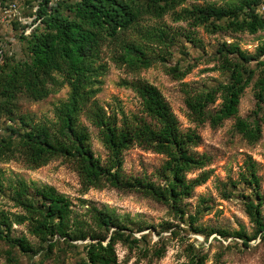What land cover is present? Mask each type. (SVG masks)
I'll list each match as a JSON object with an SVG mask.
<instances>
[{
    "label": "trees",
    "instance_id": "obj_1",
    "mask_svg": "<svg viewBox=\"0 0 264 264\" xmlns=\"http://www.w3.org/2000/svg\"><path fill=\"white\" fill-rule=\"evenodd\" d=\"M5 1L0 0V4L7 5ZM50 1H38L33 25L17 23L21 27L19 39L27 53L25 60L15 61L0 49V119L10 124L0 133V161L17 160L37 169L62 159L73 166L84 190L109 187L138 193L181 218L184 201L211 176L205 170L211 164V157L196 151L201 143L199 135L195 130L181 129L158 89L147 82L136 79L120 83L139 98L140 115L127 116L122 111L107 113L94 100L101 83L99 78L106 71V65L101 63L103 51L109 52L110 61L117 67L137 73L165 63L179 36L199 45L191 32L178 33L164 24L150 25L148 21H161L170 15L175 22H187L191 28L202 27L209 34L253 35L264 29V10L259 12L264 0L188 8L183 7L187 0H61L49 5ZM26 29H30L28 34ZM215 59L225 81L203 91L183 84L185 115L190 123H208L211 128L234 119L233 130L248 144H255L261 139L264 126V43L253 53L234 43H222L216 49ZM188 71L186 68L182 72L178 66L169 68L175 79ZM255 71L257 76L252 83L255 110L249 117L239 118L240 100ZM63 85L68 86V95L55 106L53 120L36 121L29 114L19 112L21 98L42 101ZM81 117L97 130L107 153L104 162L91 151L90 134L80 123ZM134 146L164 157L156 173L157 182L147 177H127L122 172V155ZM3 181L0 170V193L6 189ZM230 185L234 189L242 185L249 190L243 198V207L252 226L251 234L243 229L230 233L196 226L202 208L188 217L191 230L206 240L214 233L224 239L235 237L244 247L256 238L264 240V195L257 163L247 157L236 181ZM7 190L10 201L21 212L0 210V242L27 255L42 252L37 264L50 259L54 264H63L67 255L79 252L82 257L75 264H122L131 255L134 264L141 260L151 263L166 253L164 238L158 237L152 243L148 234L136 237L134 232H142L146 227L133 226L130 220L109 210L92 207L89 220L81 218L73 211L70 200L53 187L27 184L19 179ZM222 193L228 198V192ZM14 225H24L36 242L23 235L13 236ZM171 228L170 224H164L163 229ZM117 245L127 250L123 262L118 260ZM186 251L185 264L207 263L208 255L201 247L188 245ZM219 258L218 254L216 263ZM5 262L20 264L11 250L5 252Z\"/></svg>",
    "mask_w": 264,
    "mask_h": 264
},
{
    "label": "rangeland",
    "instance_id": "obj_2",
    "mask_svg": "<svg viewBox=\"0 0 264 264\" xmlns=\"http://www.w3.org/2000/svg\"><path fill=\"white\" fill-rule=\"evenodd\" d=\"M39 0H6L5 4L15 3L17 8L16 17L8 22L0 20V49L6 55L13 57L15 61L26 59L24 42L19 39L21 27L17 25L18 18L25 20L30 26L35 18V12ZM74 1V0H68ZM237 0H206L195 2L187 0L183 7L191 5L214 4L224 6L229 2ZM262 8L259 9L261 13ZM147 24L165 25L173 31L191 32L199 40V45L189 43L183 36L175 39V45L171 50V56L163 64H157L146 70L131 73L123 67H117L109 59V52L103 51L101 63L106 65L105 73L99 78V91L95 95L96 100L107 113L122 111L125 115L141 114L140 100L130 89L120 85L122 80H141L158 89L164 101L174 113L181 129H192L201 139L200 146L196 149L198 153H206L211 157V164L205 168L211 172L208 181L197 187L191 198L184 201V215L179 218L167 207L159 204L141 194L134 192H123L109 187L102 189L89 188L84 190L80 185L79 178L73 166L57 159L37 169H30L17 160L0 161V170L4 177L3 193H0V210L5 212L19 213L20 209L15 208L10 201L8 186L21 179L27 184L37 186L47 185L53 187L58 193L67 197L73 211L85 220H89L92 207L105 209L115 215L127 218L133 226L146 227L142 232H134L136 237L141 234H148L150 241H157L158 237L166 240V253L160 260L151 263L141 260L137 264H185L186 250L188 245L201 247L208 255L206 264H264V240L256 238L248 243L247 247L242 245L240 239L235 237L221 238L216 233L207 240L205 236L196 234L191 230L188 217L195 215L197 208H202V213L197 217L196 226L206 229H222L228 232L243 229L248 235L252 232V226L244 212V196L249 194L242 185L231 187L235 182L247 157L257 163L258 175L261 179V189L264 195V126L261 139L255 144H248L240 135L233 130L234 119L223 122L220 127L211 128L208 123L195 125L188 121L185 115L183 102L182 85L186 84L195 91L208 90L218 83L225 81V75L219 70L218 61L215 59L216 49L222 44H237L240 49L253 53L258 45L264 43V29L250 35L215 33L209 34L202 27L191 28L187 22L173 21L170 15H166L161 21H148ZM178 66L179 70L188 72L180 79H175L169 73V68ZM254 67V62L250 63ZM245 89L240 100L237 117L247 118L255 110L252 83ZM69 88L63 85L54 93L42 101L33 102L21 98L18 102L20 113L32 116L36 121L53 120V111L59 102L65 100ZM80 123L86 127L90 134V148L94 156L101 162L107 158V153L99 141L97 130L85 117H81ZM10 124L3 118L0 119L1 130L4 132ZM164 157L144 150L139 147H132L122 155V172L127 177H147L157 182L156 173ZM195 174L189 175L193 177ZM222 191L228 192V198L223 197ZM206 202L203 204V202ZM208 206L210 209H205ZM264 216V203L262 206ZM168 223L171 229H163ZM172 232H176L172 235ZM13 236H25L35 243L27 232L24 225L12 226ZM11 250V254L20 264H37L42 258V252L37 255H27L19 249H10L0 242V264L5 262V252ZM81 251V250H80ZM118 260L128 256L127 250L116 246ZM80 254V255H79ZM72 254L65 257L63 264H75L82 254ZM219 254V263L216 257ZM122 264H134V257ZM43 264H54L52 260L44 261Z\"/></svg>",
    "mask_w": 264,
    "mask_h": 264
},
{
    "label": "built area",
    "instance_id": "obj_3",
    "mask_svg": "<svg viewBox=\"0 0 264 264\" xmlns=\"http://www.w3.org/2000/svg\"><path fill=\"white\" fill-rule=\"evenodd\" d=\"M61 0H51L49 5H53L54 3H57ZM262 10H264V6L261 7ZM17 15V8H16V4L15 3H11V4H7L5 6H2L0 4V20L2 22H8L10 19H12V17H16ZM20 22H22L23 24L26 23L25 20H22L21 18H18ZM30 29H26L25 33H29Z\"/></svg>",
    "mask_w": 264,
    "mask_h": 264
}]
</instances>
